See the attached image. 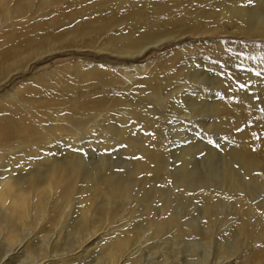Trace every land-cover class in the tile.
Returning <instances> with one entry per match:
<instances>
[{
	"label": "bare ground",
	"instance_id": "1",
	"mask_svg": "<svg viewBox=\"0 0 264 264\" xmlns=\"http://www.w3.org/2000/svg\"><path fill=\"white\" fill-rule=\"evenodd\" d=\"M232 30L264 40V0H0V264H264V134L256 153L245 133L204 144L181 128L224 135L229 80L161 57L100 114L109 74L37 65L109 50L77 39L102 32L143 72L165 42ZM163 97L170 111L150 104Z\"/></svg>",
	"mask_w": 264,
	"mask_h": 264
},
{
	"label": "rangeland",
	"instance_id": "2",
	"mask_svg": "<svg viewBox=\"0 0 264 264\" xmlns=\"http://www.w3.org/2000/svg\"><path fill=\"white\" fill-rule=\"evenodd\" d=\"M53 10L54 8H50L48 10V14L50 15ZM145 11L150 12L148 8H146ZM163 16L164 14L159 16L161 21H163ZM127 21L124 23H127ZM116 29L117 28H115L114 30ZM233 31L234 30H232L231 33L225 34H193L187 32L186 36L183 38L177 39L173 42H165L159 49L154 48L150 51H147L148 62H145L140 58L136 59V61H139L140 64H143V70L145 69V71L143 72H141L139 69L137 70V66L139 64H132L133 60L129 58L123 60L114 57L112 50H114L115 46L112 44V42L106 43L108 34H103L102 32L96 34V36L94 34L88 33L83 36H79L77 39L91 38L94 36V45L101 47L105 46V48H108L109 50H102L100 52L98 51L99 47L88 45V42H85L88 40L86 39L84 41L76 42L77 45L85 42L80 45L82 50L74 51L75 53L73 54L67 52L57 53L52 56H45L46 58L43 61H39L37 65L41 71L40 74L51 73L52 75V72H54L55 70H59L60 72L69 71L60 66L58 68H53L56 64L60 65L69 58H81L79 61L86 62L87 66L80 65L78 67L71 68V74L73 72H80V70L83 68L87 70H97L99 72L109 74L112 86L106 92L109 97L105 101L104 108L100 111V114H105V111L110 108L115 98L126 91L124 90L125 86L133 84V82L140 80L144 74L148 73V70L152 66L158 63L161 57H181V62L190 61L191 64L199 70V73L202 71H207L210 75H214V77L216 76L217 78H222L223 80L226 79L225 81L229 80L228 83L231 85V92L229 91V88L226 87V92H229L230 94H227L225 92L220 93L219 91L221 90H218V93L215 91L218 100L225 101L227 102L226 106H230V108L225 111L226 115L224 114V116L229 119V121L227 122L228 127L223 133L224 135L219 134L221 136L219 140L217 139V136H219L218 133H212L207 129L202 128L200 124H197L195 122H190L188 120V122L184 121V125L181 126V128L189 131L191 134L195 133L197 135V138L199 135V138L201 137L200 139H202L204 144H218L223 138L229 139L233 135V139H235L242 133H245V138H247V140L253 141L254 150L256 153H259V142L263 137L261 134H264V132H261V126L262 128H264V125H262L264 123V115L262 102H258L257 100L253 99V94L259 96V93L261 91L264 92V89L260 90L255 84H264V40H259L258 38L254 39L240 31ZM181 32L183 31H178V33ZM152 40L149 41L151 42ZM64 45L74 44L71 43ZM147 45V42H145L144 44H142V48H145ZM176 49L181 52L180 55L176 53ZM45 63H47V65H44ZM145 65H147V67H145ZM257 72L262 73V75L260 77H257ZM216 73L219 75H217ZM31 74L32 72L29 71L25 76H31ZM180 76L181 73L179 71L178 77ZM239 83H246L250 85V87L246 88L245 90H241L238 87ZM255 85L256 89L254 88ZM245 95L248 96L251 100L253 99L252 105L246 103ZM178 101L180 102L182 100L178 99ZM150 104L157 107L163 112L170 111L168 108L170 99L167 100L163 97L162 99L158 100L154 98L152 102H150ZM180 104H182V102H180ZM125 105L126 104H124L121 110L124 111L123 108L125 107ZM116 108L117 106L115 105L112 108L111 112H113ZM169 114V116H165L163 117V119H171L172 121L176 122V118L180 116V113L178 112H172ZM261 114L263 116H260ZM258 119L262 123L259 122ZM193 123L194 125H192ZM91 128L95 131L97 127ZM238 129L240 131H238ZM79 133L80 131L76 132V135ZM103 137L104 136H100L98 138ZM114 149L115 148H112V150ZM112 155H114L115 161L118 160V153H116V150H114V154Z\"/></svg>",
	"mask_w": 264,
	"mask_h": 264
},
{
	"label": "snow or ice",
	"instance_id": "3",
	"mask_svg": "<svg viewBox=\"0 0 264 264\" xmlns=\"http://www.w3.org/2000/svg\"><path fill=\"white\" fill-rule=\"evenodd\" d=\"M249 3H251V0H249ZM261 75H262V73H260V72H257V73H256V76H257V77H260ZM225 87H228V88H229V91L231 92V87H230L229 84L226 83V84H225ZM238 87H239V89H241V90H245L246 88L250 87V85H248V84H246V83H239V84H238ZM253 99L257 100L258 102L261 101V98H260L258 95H256V94H253ZM238 131H240V130L238 129Z\"/></svg>",
	"mask_w": 264,
	"mask_h": 264
}]
</instances>
